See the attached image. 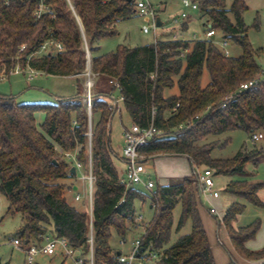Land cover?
<instances>
[{
    "label": "trees",
    "instance_id": "16d2710c",
    "mask_svg": "<svg viewBox=\"0 0 264 264\" xmlns=\"http://www.w3.org/2000/svg\"><path fill=\"white\" fill-rule=\"evenodd\" d=\"M190 1L207 16L205 25L210 24L223 40L241 49L239 57H225L211 39L164 40L133 48L118 45L114 51L100 54L99 42L116 36L119 22L136 16L134 0H69L70 4L45 0L54 15L40 19L33 15L38 0H11L8 5L0 0V75L8 77L19 65L45 75L73 77L76 88L73 98L53 103H16L14 98L0 95V195L7 202L5 215L20 216L17 237L21 240L41 242L51 230L54 237L78 249L85 264L90 249L93 264H118V253L110 246L111 234L115 232L124 243L132 227L139 229L135 203H148L153 216L141 233L140 250L160 254L153 264H215L198 212L194 176L156 185L150 193L121 182L109 148V122L115 113L107 101L114 92L109 81L120 85L121 105L131 123L148 126L155 110L153 123L164 136L141 147L140 155L184 156L192 168L204 167L214 176L235 178L223 187V193L264 207L258 197L264 184L249 181L245 169L248 163L257 166L264 149L241 147L230 159H213L214 142L207 143L209 138L234 130L249 136L264 131V71L255 60L260 51L248 41L243 21L247 7L243 0H233L228 9L226 0ZM254 28H258L257 21ZM46 42L60 43L62 51L53 52L50 47V52L36 56ZM85 42L95 75L90 117L82 103L79 80L85 70ZM21 46H25L22 51ZM204 71L209 82L203 86ZM254 79H258L255 85L240 89ZM171 90L174 92L167 95ZM227 96L231 100L222 108ZM37 112L44 114L40 130L34 118ZM179 126L183 129L177 134L174 130ZM64 153H75L83 170L91 167V213L67 201L66 192L73 187L68 181L75 176L69 173ZM178 205L175 232L187 221L191 232L169 245L173 211ZM243 210L242 204L231 203L222 223L240 258L263 260L264 245L257 251L246 248L260 222L243 228L233 225ZM0 264L8 263L0 260Z\"/></svg>",
    "mask_w": 264,
    "mask_h": 264
},
{
    "label": "rangeland",
    "instance_id": "374dc122",
    "mask_svg": "<svg viewBox=\"0 0 264 264\" xmlns=\"http://www.w3.org/2000/svg\"><path fill=\"white\" fill-rule=\"evenodd\" d=\"M152 4L157 17L163 24L161 28H157V37L154 40L153 33H143L142 29L146 26L152 28V20L148 17L134 16L131 19L119 22L116 25L117 35L112 38H107L99 42V53L107 54L115 50L118 45L126 47H139L145 44H150L158 41H164L168 39L178 40V26L172 24V19L181 11V0H149ZM233 0H226L225 5L228 9ZM247 10L243 14V21L247 26V37L249 43L254 49H258L260 52L256 57V63L260 66L261 70L264 71V0H244ZM187 14L186 22L180 26L182 38H189L195 41L198 39L205 40V32L207 23V16L197 10H184ZM77 19V18H76ZM78 24H79V20ZM257 21L258 28H254V23ZM85 40V39H84ZM223 41L220 33L214 39L215 45L219 50L223 52L226 50L229 57H239L241 55V49L230 41H226V47H222L221 42ZM86 42L84 43V51ZM88 48V47H87ZM88 54L90 56L89 50ZM27 73V72H26ZM25 73V74H26ZM23 76L22 73L8 74V77L0 79V95L9 96L14 98L16 103H53L59 99H70L73 98L76 93L75 80L70 77L61 76H50V75H36L32 80H29ZM2 76V74L0 75ZM85 77L81 74L79 77L80 85L84 84ZM95 81V80H94ZM209 82L208 74L204 71L202 77V85L204 86ZM94 88V86H93ZM94 90L92 89V92ZM174 90L167 91L166 94L170 95ZM114 99H117L118 93L112 94ZM107 101H111L109 98ZM119 112H115L109 122V148L110 155L113 164L116 166L118 173L123 176L124 166L120 162L121 150L123 147L122 132L123 128L130 125V119L126 112L123 110L122 105H118ZM35 123L37 126H41L44 120L42 112H37L34 115ZM90 121V120H89ZM178 130L176 128L174 132ZM88 147L90 148L91 143V123H89L88 134ZM263 135V138L257 142H252L249 135L244 131L234 130L232 132L215 136L207 139V143L214 142L215 148L211 152V158L213 159H230L232 158L241 147H245L247 150H251L253 146L258 149H264V131L257 132ZM225 141H227L226 144ZM221 147V148H219ZM145 164L150 166L146 171L152 179L157 182L168 181L177 182L182 180L184 177H192L193 171H196L188 162V160L182 156H170V155H159L152 158H146ZM198 170L204 169V167L197 168ZM246 171L250 174L249 181L253 183L264 184V154L258 158L257 166L254 167L251 163H248L245 167ZM88 171L78 169L77 177L68 181V184H74L77 190H70L66 192V198L69 204L73 205L78 209L88 210L91 213L92 204V192L91 195L86 191L83 192V182L85 181L82 177L86 176ZM82 175V176H81ZM235 179V178H231ZM84 180V181H83ZM214 190H218L219 198L213 202L211 206L206 198L202 199V203L199 206V215L203 228L207 234L208 242L212 248V254L214 257L215 264H242L244 260L240 258L228 238L224 225L222 223L223 214L228 207V202H237L244 206L243 212L236 218L234 222L235 228H243L253 224L256 221L260 222L259 230L257 231L253 240L246 243L247 248L253 251L260 250L264 245V207L254 206L244 200L234 198L222 192L225 183L228 178L225 176H214ZM157 185V183H155ZM159 184V183H158ZM86 186V182H85ZM133 188L143 191L140 186H134ZM78 194L80 199L74 200V196ZM91 196V197H90ZM259 199L264 203V187L258 192ZM91 198V202H90ZM216 200V199H213ZM7 202L5 198L0 195V260L7 262L8 264H24V255L22 248H16L11 245V240L17 237V232L21 227V219L18 214L5 215ZM213 208L214 213L210 212ZM135 209L137 214L143 216L144 221H150L153 216V210L149 207L148 203H135ZM180 215V206H176L173 211V222L174 228L171 232L169 245L173 244L178 237L188 234L191 232V222L187 221L179 232H175V225ZM48 235L52 236L51 230L48 231ZM141 232L139 230L130 232L125 242H121L115 232H112L110 238L111 248L117 252L127 253L132 244L140 238ZM220 240V243L218 240ZM24 241V240H22ZM40 246L43 242H33ZM22 246H25L22 245ZM34 264H73L69 259H65L61 251H57L53 256H44L38 254L34 258Z\"/></svg>",
    "mask_w": 264,
    "mask_h": 264
},
{
    "label": "built area",
    "instance_id": "2783aa9c",
    "mask_svg": "<svg viewBox=\"0 0 264 264\" xmlns=\"http://www.w3.org/2000/svg\"><path fill=\"white\" fill-rule=\"evenodd\" d=\"M5 5H8L11 0H1ZM20 3H25L27 0H18ZM67 2L70 4L69 0ZM181 6L183 11L180 14L172 19V24L175 26H179L180 23L187 18V14L184 10L197 11L198 5L196 3L191 2L190 0H181ZM134 9L135 15L141 17H148L152 20V28L144 27L142 29L143 33L148 34L150 32L153 33L154 40L157 37V27H156V18L157 14L150 3L149 0H134ZM33 15L36 19H40L42 16L47 15L53 17L54 12L49 5L45 3V0H38ZM77 18V17H76ZM217 32L213 30L209 25H206L205 32V40L211 39L214 41ZM156 43V42H154ZM222 47H226L227 43L225 40L221 42ZM50 47L53 48V52L62 51V46L60 43L54 42H46L43 44L39 51L35 53L36 56H41L50 52ZM25 46H21L20 51H22ZM85 55H86V63L85 70L83 72L84 84H83V93H82V103L86 108L88 116L91 115V107H92V89L94 86V78L95 75L91 72V59L88 54V48L85 46ZM223 55L225 57H229V54L226 50H223ZM28 73L27 78L32 80L39 72L32 70L30 68H21L19 65H15L10 71L9 74H17V73ZM26 73V74H27ZM5 75L0 76V79L5 78ZM258 82V79H254L248 81L240 86L241 90H246L251 86L255 85ZM109 84L112 86L114 92L118 93V98L114 99L111 95L108 98L111 100L110 105L113 107L114 112H119L118 105L123 102V96L120 94V85L116 81H109ZM231 100L230 96H227L223 99L221 107H225L226 104ZM155 115V110L151 111V120L150 124L146 127H140L137 124L130 123L129 126L123 129L122 139H123V147L120 157V162L124 166L123 176L121 177V182L127 187L140 186L145 192H152L155 188L156 184L154 180L147 175L146 171L149 166L145 164L147 160L145 157L140 155L139 149L145 145H147L150 141L159 139L164 136L162 132H160L153 123V116ZM178 130H182L183 127H177ZM178 134V131H176ZM90 137V132L87 134ZM252 142H257L263 138L261 133H254L250 136ZM65 160L69 163L70 169L72 167L75 168V171L78 169H82L80 163H78L75 159V153H64L63 154ZM193 170V168H192ZM196 171H193V176L196 180V191H197V199L201 201L203 198L209 199H218L219 192L218 190H214V173L212 170L204 168ZM83 181L86 182V188L88 189V193L91 195L92 185H93V177L91 174V167L89 165L88 174L84 177ZM91 197V196H90ZM76 201L80 199L78 194L75 195L74 198ZM91 202V198H90ZM210 212L214 213L213 208L210 209ZM148 222L144 221L143 216L141 214L137 215L135 218V224H139L140 232H144V227ZM43 245L40 246L37 243H33L29 240L22 241L19 237H16L11 240V245L16 248H22V252L24 255V264H34V258L38 255L44 256H53L57 251H61V254L64 258L69 259L73 264H85V258L81 255V252L78 249H72L68 246L67 242L64 239L56 238L54 236L46 235L42 238ZM140 238L135 240L132 244L131 249L128 253H119L117 256L118 264H153L159 260L160 254L155 251H141L140 250ZM92 240L90 239V245ZM25 246H22L24 245ZM86 264H93L92 252L90 249V253L87 257ZM249 264H264L263 260L258 261H249Z\"/></svg>",
    "mask_w": 264,
    "mask_h": 264
},
{
    "label": "crops",
    "instance_id": "0c3cea01",
    "mask_svg": "<svg viewBox=\"0 0 264 264\" xmlns=\"http://www.w3.org/2000/svg\"><path fill=\"white\" fill-rule=\"evenodd\" d=\"M243 2H244V0H243ZM179 15V14H178ZM186 20H187V18L185 19V20H183L181 23H180V25L178 26L179 28H180V26L181 25H183L185 22H186ZM207 24V23H206ZM209 25V24H208ZM162 26H163V24H162ZM161 26V27H162ZM206 26V25H205ZM160 27V28H161ZM178 28V33L176 34L177 36H178V40H191V39H187V38H182V33H184L187 29H188V23H187V28L184 30V31H180V29ZM217 35V34H216ZM216 37V36H215ZM215 39V38H214ZM168 40H173V39H168ZM41 74H43V73H41V72H39V74L38 75H41ZM23 76L24 77H26V74H23ZM70 78H72L73 80H74V78L73 77H70ZM43 116H44V114H43ZM36 126H37V124H36ZM37 128L40 130V126L38 127L37 126ZM124 128H126V127H124ZM123 128V129H124ZM59 150V149H58ZM170 156H178V155H170ZM182 157H184V156H182ZM184 158H186V157H184ZM187 159V158H186ZM188 160V159H187ZM149 168H150V166H149ZM82 176V175H81ZM188 176H190V175H188ZM188 176H186V177H188ZM76 177H77V171H76ZM75 177V178H76ZM228 178V181L225 183V185L229 182V181H231V177H227ZM154 180V182L155 183H157V185H159V186H165V185H168L170 182H168V181H162V182H157V180H155V179H153ZM159 183V184H158ZM224 185V186H225ZM74 184H73V187H72V189L73 190H77V187H75L76 189H74ZM86 191V186H85V182H83V192H85ZM74 198H75V196H74ZM218 199H216V200H213V199H209L208 200V203L211 205V206H214L213 205V202L214 201H217ZM197 202H198V212L200 213V211H199V206H200V203H202V200L201 201H199L198 199H197ZM200 202V203H199ZM231 203H233L232 201H229L228 202V206L231 204ZM215 207V206H214ZM223 216H224V214H223ZM146 222H148V221H146ZM139 230L140 229H138L137 227H132V229H131V232H135V231H138L139 232ZM207 235V234H206ZM51 236V235H50ZM53 236V235H52ZM218 240V242L220 243V240L219 239H217ZM210 245V244H209ZM246 248H247V246H246ZM210 249H211V251H212V248H211V245H210ZM249 249V248H248ZM130 251V250H129ZM128 251V252H129ZM127 252V253H128ZM117 253L119 254V253H122V252H120V251H117ZM242 264H249V261H247V260H243L242 262H241Z\"/></svg>",
    "mask_w": 264,
    "mask_h": 264
},
{
    "label": "water",
    "instance_id": "95a60500",
    "mask_svg": "<svg viewBox=\"0 0 264 264\" xmlns=\"http://www.w3.org/2000/svg\"><path fill=\"white\" fill-rule=\"evenodd\" d=\"M77 20H79L78 17H77ZM79 26H80V30H81L82 38L85 39V38H84L83 29H82V26H81L80 21H79ZM161 26H162V23L160 22V19L157 17V18H156V27H157V28H160ZM69 173H70L72 176H76L75 168L72 167V168L70 169ZM74 189H76V188L74 187Z\"/></svg>",
    "mask_w": 264,
    "mask_h": 264
}]
</instances>
